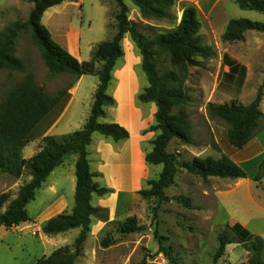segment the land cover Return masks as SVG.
I'll list each match as a JSON object with an SVG mask.
<instances>
[{
    "label": "rangeland",
    "instance_id": "rangeland-1",
    "mask_svg": "<svg viewBox=\"0 0 264 264\" xmlns=\"http://www.w3.org/2000/svg\"><path fill=\"white\" fill-rule=\"evenodd\" d=\"M124 3L128 19L143 29L166 33L173 31L178 24L174 9L171 12L173 20H143L130 2ZM32 8L31 0H0V30L11 22H26ZM118 11L115 0L67 1L48 9L41 23L50 33L55 30L61 33V37L55 41L64 49H71L75 56L71 55L78 61H89L96 45L110 41L116 35L115 16ZM218 27L207 26L202 20L201 33L215 53L202 68L190 70V77L185 84L192 100L186 113L194 126V144L185 145L177 139H172L168 144L166 152L173 156L176 174L172 185L163 192L165 199L146 198L139 193L148 189V180L158 179L161 165L148 166L149 172H145L141 179V171L128 166L127 161L122 163L121 168L109 164L104 167L106 175L103 178L95 172L98 160H93L89 165L97 175L94 182L104 187L110 184L121 188L116 197L117 217L110 222L108 218L107 222H102L106 224L97 230L93 226L100 221L92 219L90 232L76 264H213L218 247L217 237L229 233L228 227L234 224H243L250 234L264 240V177L258 182L253 180L262 160L252 161L242 167L247 177L240 180H203L181 168L182 164L190 163L194 158L210 156L219 159L222 155L230 158L233 150H236L226 140L227 125L207 114L205 107L208 103L236 102L247 105L255 99L259 90L262 93L264 91V48L255 50L253 38L249 37V47L242 44L228 46L215 31ZM123 39V56L112 71L108 95L118 86L120 79L125 80V85L130 83L140 91L148 86L141 71V57L137 49L133 44L134 52L130 51ZM14 54L22 62L24 71L0 70V102L27 74H31L36 84L49 95H56L71 86L63 97L64 102L61 103V100L31 131L29 142L22 149V157L29 159L40 150L46 130L60 114L68 99L67 94L76 83L74 106L64 112L58 130L53 131L62 136L83 127L98 86V78L83 75L75 82L70 74L51 76L39 50L32 44L29 31L18 35ZM236 59H239L238 63L234 61ZM229 62L238 66L236 73L231 72L232 79L226 77V71L230 70ZM242 65H246V69L242 70ZM101 66L102 62L97 61L94 71L98 72ZM143 111L133 132L153 123V118L145 109ZM99 138L97 134L92 135L93 146ZM75 160L74 155L66 157L36 191L34 200L26 206L29 221L16 227H0V264H34L60 247L72 248L80 229L48 237L41 233L40 226L51 215L68 213L67 210L50 213V206L57 199L62 197L69 208L73 207ZM29 180L30 176L26 172L17 179L0 172V194L9 193L14 199L19 188ZM108 197L98 198L94 195L91 204L95 206L100 200L109 202L106 199ZM178 198L187 199L191 207H186ZM129 217L136 219L138 230L122 234L119 227ZM104 239L109 243L106 248L102 247ZM161 246L170 248L171 259L161 251ZM247 259L244 249L234 244L226 246L223 257L216 264H244Z\"/></svg>",
    "mask_w": 264,
    "mask_h": 264
},
{
    "label": "trees",
    "instance_id": "trees-1",
    "mask_svg": "<svg viewBox=\"0 0 264 264\" xmlns=\"http://www.w3.org/2000/svg\"><path fill=\"white\" fill-rule=\"evenodd\" d=\"M67 1L74 0H31L33 8L26 22H11L0 30V70L24 71L22 62L15 57L14 47L18 35L29 31L32 44L39 50L51 76L66 73L72 75L75 82L83 75L98 78V86L83 127L68 135L45 136L40 150L29 159L22 157V149L29 142L31 131L60 102L71 86L56 95H49L36 84L31 74H27L0 102V172L16 179L24 172L30 176V180L19 188L14 199H11L9 193L0 194V227H16L29 221L26 206L34 200L36 191L66 157H76L73 207L68 213L63 212L44 221L40 231L48 237L75 229H80V233L72 248L60 247L34 264H76L90 232L92 219L108 221L107 209L94 207L91 201L94 195L104 198L113 191L94 182L97 175L91 172L87 148L94 133L115 143L129 138L127 130L117 123L101 122L106 118L105 109L115 106V100L107 94V90L115 64L123 56L121 41L124 36L128 35L137 49L141 57V71L148 83L137 100L144 104L154 103L156 106L153 124L146 131L154 133V138L150 141L151 150L145 154L144 160L149 166L161 165L162 170L158 179L146 182L148 189L139 192L146 198L165 199L163 192L173 183L176 163L173 156L166 152L170 141L177 139L185 145L194 144V126L186 113L192 100L185 84L190 77V70L202 68L215 53L201 33V22L194 7L183 9L173 31L156 33L130 21L124 2H130L143 20L159 21L174 19L170 13L174 0H115L119 7L115 16L116 35L112 40L96 45L89 61L80 62L56 43L41 23L48 9ZM235 3L241 10L264 14V0H235ZM248 31L264 33V24L231 19L221 41L229 44L241 42ZM97 61H101L102 66L95 72ZM229 64L230 72L234 73L238 66L231 62ZM262 96L259 90L255 99L247 105L236 102L206 105L210 117L227 125L226 140L234 149H242L264 128V114L259 109ZM181 168L203 180H240L247 177L243 169L225 155L219 159L210 156L194 158L190 163L182 164ZM263 177L264 158L253 180L258 182ZM178 200L186 207H191L187 199ZM119 228L122 234L137 231L136 219L126 218ZM228 230L229 233L217 237L218 247L213 264L223 257L226 246L234 244L240 245L247 253L248 259L244 264H264V240L261 237L250 234L239 224L228 227ZM108 245L107 239H104L102 247ZM161 251L171 259L170 248L161 246Z\"/></svg>",
    "mask_w": 264,
    "mask_h": 264
},
{
    "label": "crops",
    "instance_id": "crops-1",
    "mask_svg": "<svg viewBox=\"0 0 264 264\" xmlns=\"http://www.w3.org/2000/svg\"><path fill=\"white\" fill-rule=\"evenodd\" d=\"M190 6L196 9L199 21L201 22V26L202 20L206 22L207 26H219L218 28H216L215 31L218 32L220 36H222L226 25L231 19H245L251 22H258L264 24V14L248 10H241L236 5L235 0H174V5L172 9L177 12L178 22L180 21L183 9ZM50 34L54 41L56 40V38L61 37V33H58L57 30H55L54 33L52 32ZM248 37L250 39L253 38L252 43L255 50L264 48V33H257L254 31L246 32L244 34L243 41L235 42L232 44L227 43V45L231 46L234 44H242L245 47H249ZM123 41L127 42L129 47L128 49L134 52L135 48H133V43L131 42L128 35L124 36ZM55 42L57 43V41ZM66 50L70 54L75 56L71 49L67 48ZM234 61L239 62V59H236ZM240 67L242 70L244 68L246 69V65H242ZM236 72L237 70L235 71V73ZM232 74L233 73H231L230 70L226 71V77H228L229 79H232ZM76 84L75 87H73V89L67 94L68 99L66 103L63 104L60 114L50 123L48 129L45 132V136H61L57 135V131L54 132L53 130H58L64 112L74 106V103L76 101ZM125 84V80L120 79L118 82V86L110 94V96L115 100V106L112 108L105 109L107 119H103L101 120V122L117 123L125 130H127V132L129 133V138L126 141L115 143L110 139L103 138L99 135L100 138L96 141L97 143H95V145L93 146V142L91 140V143L87 148L88 158L90 161L89 164H91L93 160L97 159L98 167L95 172L101 174L103 178L106 175L105 172H103L105 165L108 166L109 164H111L115 165L117 168H121L122 163L126 161L128 163V166L132 168L134 167L137 170L141 171V179L145 172L146 174L147 172H149V165L145 163L144 158L145 154L151 150L150 141L154 138V133H146V131L153 123H148L147 125L141 126L135 132H133V128L135 123H139L141 115L144 112L143 109H145V111L148 112L149 116H151L154 120L156 106L154 103H140L137 100V97L141 91L139 89H136L134 85L130 83H128V85ZM61 100V103L64 102L63 98ZM259 109L264 114V91L261 102L259 104ZM108 119L110 120L108 121ZM48 133L49 135H47ZM263 158L264 129L259 135L257 134L255 137H253V139L242 149L233 150V155L232 157H230V159L241 168L244 167L246 164L251 163L252 161L263 160ZM107 188L113 190V193L109 195L108 198H106L109 199V202H107L108 200H100V202H98L94 207H101L107 209L109 216L108 218L110 222L111 220L117 217L116 211L118 201L116 197L117 192H120L121 188L111 186L110 184L107 186ZM71 208L67 206L65 200L61 197L50 206L49 211L50 213L54 212L55 210H67L68 212H70ZM51 217L53 216L51 215L50 217H48V219ZM105 224L106 223L98 222L95 226H93V229H101ZM239 225H241L242 227L244 226L243 224Z\"/></svg>",
    "mask_w": 264,
    "mask_h": 264
}]
</instances>
